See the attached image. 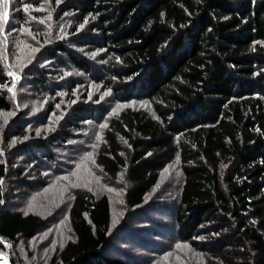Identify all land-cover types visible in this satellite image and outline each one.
<instances>
[{"label": "trees", "instance_id": "trees-1", "mask_svg": "<svg viewBox=\"0 0 264 264\" xmlns=\"http://www.w3.org/2000/svg\"><path fill=\"white\" fill-rule=\"evenodd\" d=\"M8 12L5 32L18 41L0 44V115L12 114L0 127V241L11 246L0 242V254L9 264L28 263L44 225L14 208L18 195L67 170L74 160L58 149L104 118L92 150L104 178L69 188L70 238L46 264H142L138 251L172 248L152 235L157 218L201 264H264V0H12ZM21 41L25 63L16 61ZM10 72L21 76L16 114ZM83 91L95 102L78 99ZM107 93L145 102L152 115L126 107L108 118L96 103ZM51 115V132L34 129ZM172 161L175 197L158 184Z\"/></svg>", "mask_w": 264, "mask_h": 264}, {"label": "rangeland", "instance_id": "rangeland-1", "mask_svg": "<svg viewBox=\"0 0 264 264\" xmlns=\"http://www.w3.org/2000/svg\"><path fill=\"white\" fill-rule=\"evenodd\" d=\"M12 0H10L11 3ZM9 3V6H10ZM9 9V7H8ZM9 24V22H8ZM6 24L4 27V32L0 34V44L3 43H8V37L11 39V44L12 45H18V41H15L12 39L10 34H6ZM8 35V36H7ZM31 52L29 50V47L26 46L24 50V42L21 41L19 51L16 52V61L20 62V60L25 63L28 61V54ZM24 58V61L23 59ZM21 63V62H20ZM68 74L70 71L73 73V69H68ZM12 75L8 74V77L10 78L11 81V86L9 89H12V91L8 92L12 96V101L14 102V113L19 110L20 105L17 104L15 101H24V99L19 96L17 97L16 89L17 86L21 82V76L15 72H10ZM88 87L95 92L96 99L99 98L98 96V87H95L91 84H88ZM89 92V91H88ZM91 92V91H90ZM84 93H87L83 91L80 96H78V99H81L82 101L85 102H95L94 98L92 97H84ZM32 95V97H30ZM109 93L106 94V96L103 97L101 101H98L96 103L100 104L102 103L104 107L107 108V116L112 117L117 115L120 111H122L126 107H131V109L136 108L140 110H144L146 113L151 114V108L145 103V102H140V103H117L113 102L110 99L108 101L105 100ZM36 97L33 94H29L28 97L25 98L27 102H30ZM38 102L34 103H42L44 104L47 102L48 97L44 96L42 98H36ZM119 106V107H118ZM22 108H25V111L27 113V108L22 105ZM43 110V109H42ZM41 111V110H40ZM40 111H34V110H29V114L32 116H35L38 114ZM16 114V113H15ZM152 115V114H151ZM11 115H0V127L5 124V120L7 121L9 118H11ZM59 119L58 116L56 115H51L49 117V123H43V122H38L43 125L39 126L37 125V122H33L34 129L36 131L42 130L43 133H48L51 132L54 126V120ZM10 120V119H9ZM107 121V118H104L100 121V123L94 122L90 125L91 129L88 131V133L83 137H77L76 139H73L72 141H69L68 147H62L59 148V152H66L68 154H71L72 161L71 165L68 167V169L63 170L60 169L59 166H57V170L54 176L51 178V182L48 181L49 185L43 190H41V187L39 186H34V189L37 192H25L23 194L18 195V198L16 199V204L14 205V208L20 211L22 214H27V213H35L36 215L40 216L44 220V225L43 228L39 231V234L41 235L40 237L36 238L33 242L29 243V248H27L29 251H31V255L29 256L28 263L27 264H46L49 256L52 254L54 249L55 244L56 246H61L63 243L70 238V232L69 228L67 225V208L69 204V200L71 198V191L70 187L73 184H78V187L74 188H80L81 183L80 182H89L91 184H97L100 182L101 179H103V175L101 171L96 167L94 164V152L92 153V150L94 149V141L95 137L97 138L98 135L101 132V126L105 125ZM84 127L80 128V131H82ZM80 144V145H78ZM91 155V159H86ZM79 166V167H78ZM73 169V170H72ZM167 170V171H165ZM162 173L161 181H159L158 184H163L168 185V191L169 190H174L172 192V197H175L177 195V190L178 187H180V180H181V172L179 168L176 167V163L174 161L171 162V165L168 166ZM60 172V174H57ZM73 173H76V175H73ZM42 180L45 181V173H40ZM62 177H67V179H61ZM25 180H33V175L32 176H27ZM33 182V181H32ZM161 182V183H160ZM99 185H97L98 187ZM30 187H33L32 185ZM9 189L8 191H10ZM32 191V190H31ZM41 191V192H40ZM11 193L13 194V190H11ZM120 192L117 194H114L112 196L113 198V203L114 206L117 207L118 203L120 202L121 198H119ZM158 222L157 220L153 222V228L152 230V235L160 236L162 240L168 241L170 243V246L172 248H163V251H161L159 254H155L153 257H150L147 254H144L140 251V256L138 257L139 261L142 264H182L187 263V262H192L194 264H201V258L200 255L195 253L191 248H187L185 246L179 245L177 242L173 240L171 237V231L174 229L173 223L169 221H164L159 218ZM167 224V228L170 229V232L165 231L164 233L161 232L160 228L155 226L157 223L159 226L163 224ZM47 226L44 228V226ZM57 240L55 243L54 240ZM153 239H156L154 237ZM46 241V243H45ZM2 242V241H0ZM39 243H44L40 248H35V246ZM9 245L8 243H3V246L6 247L7 250L11 249V246H6ZM179 246V247H178ZM178 247V248H175ZM24 258V256H22ZM137 259L134 258L133 261ZM137 259V260H138ZM0 263L1 264H9L8 257L4 255H0Z\"/></svg>", "mask_w": 264, "mask_h": 264}, {"label": "snow or ice", "instance_id": "snow-or-ice-1", "mask_svg": "<svg viewBox=\"0 0 264 264\" xmlns=\"http://www.w3.org/2000/svg\"><path fill=\"white\" fill-rule=\"evenodd\" d=\"M9 3H10V0H0V34H2L4 32V27L9 22V12H8ZM35 10L36 11H42L43 9H35ZM24 11L25 12L29 11V6L28 5H25ZM32 19H35V18L33 17ZM39 22L40 23H44L43 20H40ZM23 30L27 34H29V35L31 34L29 29L25 28ZM32 51L35 52L36 49H33ZM9 75H12V73H9ZM9 91H12V89H9ZM8 115H11V113H9ZM5 122H7V121L5 120ZM86 159H91V155L86 157ZM165 171H167V170H165ZM73 175H76V173H73ZM61 179H67V177H62ZM78 186H79L78 184H73L72 185V187H78ZM89 190L91 191V189H89ZM114 223H115V221H114ZM6 246L10 247V245H6ZM0 255H2V254H0Z\"/></svg>", "mask_w": 264, "mask_h": 264}, {"label": "water", "instance_id": "water-1", "mask_svg": "<svg viewBox=\"0 0 264 264\" xmlns=\"http://www.w3.org/2000/svg\"><path fill=\"white\" fill-rule=\"evenodd\" d=\"M2 244H3V242H2Z\"/></svg>", "mask_w": 264, "mask_h": 264}]
</instances>
